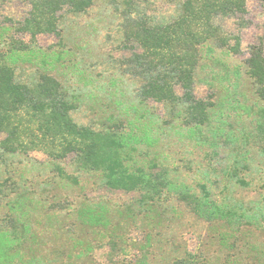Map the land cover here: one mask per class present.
Segmentation results:
<instances>
[{"label":"rangeland","instance_id":"rangeland-1","mask_svg":"<svg viewBox=\"0 0 264 264\" xmlns=\"http://www.w3.org/2000/svg\"><path fill=\"white\" fill-rule=\"evenodd\" d=\"M125 1L94 0L81 13L65 5L57 12L59 34L38 33L32 43L31 34L17 28L31 0H0V52L8 49L11 38L37 49L31 61L16 65L17 75L43 66L46 57L49 72L77 105L75 120L112 124L125 105L137 104L141 85L128 62L141 48L124 37ZM180 3L132 0L128 10L134 19L143 16L164 24L179 13ZM217 23L238 35L241 47L236 53L213 43L201 48L194 95L214 104L211 121L201 130L205 142L188 137L185 129L172 130L170 126L184 125L185 117L149 98L138 113L147 110L166 130L153 146L142 149L148 157L159 155L174 181L198 192L205 183L217 199L226 195L251 217L234 224L208 221L175 196L148 211L139 205L137 192L106 187L97 174L76 168L71 156L54 160L38 149L11 153L0 144V182L5 180L0 210L28 224L31 238L23 248L25 257L40 264H175L176 258L191 254L195 264H264V100L245 70L248 46L261 44L264 50V0H246L245 13L219 17ZM175 88L182 93L178 84ZM3 137L0 132V141ZM55 164L78 182L59 176ZM230 167H236L245 183L225 176ZM85 203L108 207L111 222L99 226L80 221L77 209ZM112 234L118 236L113 255L108 242Z\"/></svg>","mask_w":264,"mask_h":264},{"label":"trees","instance_id":"trees-1","mask_svg":"<svg viewBox=\"0 0 264 264\" xmlns=\"http://www.w3.org/2000/svg\"><path fill=\"white\" fill-rule=\"evenodd\" d=\"M93 1L31 0V9L17 28L29 32L32 43L38 33L59 34L57 12L63 6L68 5L73 12L81 13ZM131 2L125 1L128 17L123 30L125 39L133 40L141 48V52H134L128 58L134 76L141 81L137 104L125 105L123 115L113 117L112 124L92 125L76 121L73 112L77 105L49 72L52 67L46 57L43 56V66L28 75H17L16 65L31 61L37 49L11 38L8 49L0 52L2 149L22 154L38 149L54 160L71 156L76 168L97 174L106 187L137 192L139 205L148 211L161 205L163 199L175 196L208 221L223 220L234 224L250 218L251 215L241 211L226 195L217 199L205 183L199 184L198 192L189 184L174 181L169 166L159 162V155L146 156L148 152L142 148L153 146L166 129L147 110L138 113L139 106L149 98L164 102L178 117L186 120L184 125L170 126L172 130L182 133L185 129L188 137L205 142L206 136L201 130L211 121L214 104L194 95L201 48L213 43L234 53L240 50V37L228 33L217 19L245 13L246 0H181L179 13L164 24L150 22L143 16L134 19L128 10ZM230 40L234 42L231 44ZM248 51L245 70L252 78L257 94L264 100V50L261 44H250ZM42 53L46 55V52ZM177 84L182 88L181 94L176 91ZM260 110L264 115V109ZM155 126L159 128L154 131ZM54 168L59 176L78 182L59 164ZM235 169L227 168L225 176L245 183ZM4 182H0V190H3ZM1 207H4L2 203ZM108 213V207L95 203H85L77 209L80 221L99 226L111 222ZM117 237L112 234L108 241L112 255L118 252ZM30 238L27 223L7 211L2 215L0 210V264H40L35 258L24 256L23 248ZM175 264H195V261L187 254L176 258Z\"/></svg>","mask_w":264,"mask_h":264}]
</instances>
